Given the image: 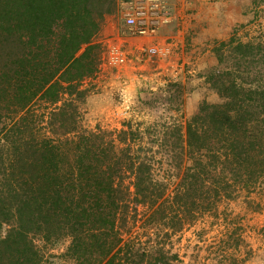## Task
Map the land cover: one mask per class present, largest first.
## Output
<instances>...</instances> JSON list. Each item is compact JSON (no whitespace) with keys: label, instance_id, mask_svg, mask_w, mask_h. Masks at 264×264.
<instances>
[{"label":"trees","instance_id":"trees-1","mask_svg":"<svg viewBox=\"0 0 264 264\" xmlns=\"http://www.w3.org/2000/svg\"><path fill=\"white\" fill-rule=\"evenodd\" d=\"M117 9V0H0V231L8 227L0 264H40L33 236L68 238L74 264H154L156 256L180 264L161 242L148 246L217 216L220 203L242 192L264 193V35L241 41L235 28L210 42L214 63L186 78L203 76L220 101H204L184 124L166 127L165 151L136 148L146 131L130 122L118 132L77 128V102L94 90L81 84L98 69L96 37ZM166 90L179 111L192 88ZM161 95L140 88L135 105ZM37 104L50 109L41 118ZM162 153L177 169L173 183L159 174ZM141 206L149 210L142 224L153 231L125 240ZM235 236L220 238L222 247L238 252ZM231 255L221 264H237Z\"/></svg>","mask_w":264,"mask_h":264},{"label":"rangeland","instance_id":"rangeland-1","mask_svg":"<svg viewBox=\"0 0 264 264\" xmlns=\"http://www.w3.org/2000/svg\"><path fill=\"white\" fill-rule=\"evenodd\" d=\"M187 2H190L193 16L201 10L205 21L218 30L217 34H220V36L217 40L228 39L235 28H238L237 37L241 41H249L252 37L264 35V0H188ZM241 25H244V27H241ZM169 36L173 37V35ZM183 48H180L177 53H179V56L185 57ZM178 83L180 82L170 83L169 85L174 86ZM88 86L90 84H81V89ZM166 86H160L157 91V93H162L159 96L160 100L155 99L154 96L148 102L140 99L141 104L136 103L131 117L118 125L117 128L119 129H115L114 126L117 124H114L115 122L110 120L107 115L108 106L110 107L113 103V99L99 94L100 90L97 89L86 92L77 102L79 107L78 116L76 117L77 122H79L77 128L82 127L96 131L95 128L97 127L102 131L118 132L126 129L127 124L130 122L140 132L146 131L144 140L135 142L134 146L136 148H152L156 152L165 151L164 146L166 143L162 136L166 127L172 126L176 122L184 124L186 120L199 111L204 101L208 103L220 101L216 93L205 89L204 97L198 99V101L190 96H184L180 110L176 111L173 103H171V98L176 99V97L171 94V91L166 90ZM162 89L166 91L164 92ZM166 94L168 95L166 96ZM34 110L41 118L44 116H42V113L47 114L50 109H47L43 104H37ZM148 126H153V128L147 130ZM48 132L49 130H47V135L52 136V133ZM149 132L152 135H149ZM72 136V132L67 134L69 138H72ZM156 157L157 160L162 158L159 154H156ZM161 161L164 162L163 165H159L163 166V169L159 170L160 172L158 171L160 176L169 175V182L177 181V178L174 177L178 174L177 169L173 168L174 165L169 166L170 159L165 158L163 155ZM172 175L173 177H171ZM129 181L127 179L126 183ZM173 187L174 185L170 187V190ZM138 210L140 219L138 218V222L132 226L129 232L124 234L125 240L131 237L132 239L144 241L146 232L151 233L153 231L152 229H145L142 224L145 218L143 214H147L149 210L143 206L139 207ZM218 210V217L215 215L217 218L205 214L193 225L186 226L181 232L171 233L169 238H158L156 242L154 241L155 243H150L148 248L159 247L161 242L166 250L179 255L180 264H221V261L227 263L232 256L231 252H234L235 256L233 258H236L237 264H264V236L262 233V227L264 226V193L258 190L247 195L242 192L236 198L220 203ZM7 229V226L3 227L0 231V237L4 236ZM231 232L236 233V241H231L232 244L236 245L235 242L238 239L240 240L238 252L229 251L223 248L220 243V238L226 237ZM33 241L41 255L40 264H74L65 255L69 246L68 238L46 243L40 237L33 236ZM149 261L160 264L158 256L156 258L151 257ZM174 264L179 263L175 261Z\"/></svg>","mask_w":264,"mask_h":264},{"label":"built area","instance_id":"built-area-1","mask_svg":"<svg viewBox=\"0 0 264 264\" xmlns=\"http://www.w3.org/2000/svg\"><path fill=\"white\" fill-rule=\"evenodd\" d=\"M117 4L120 32L100 40L97 35L101 45L98 69L82 81V85L93 84L99 94L113 99L107 115L117 124L115 129L131 117L140 88L157 92L160 86L194 74L177 53L180 46L175 38L160 35L162 28L181 17L171 0H117Z\"/></svg>","mask_w":264,"mask_h":264},{"label":"crops","instance_id":"crops-1","mask_svg":"<svg viewBox=\"0 0 264 264\" xmlns=\"http://www.w3.org/2000/svg\"><path fill=\"white\" fill-rule=\"evenodd\" d=\"M187 1L188 0H171V2L177 6L181 17L173 24V27L165 26L162 28L160 35L165 37L166 35L167 37L173 35L180 48L186 45L187 51L184 58L190 64V67L194 69L195 74L214 63V57L210 50V42L214 39H218L220 34H217L218 30L211 26L209 22L205 21L201 10H198L199 12L191 18L187 14V11L190 9V2ZM119 32V19L115 16H109L105 19L97 39L100 40L109 36H117ZM159 40L161 41V39ZM203 78V76H200L193 80H188L185 76L180 79V83L192 88L191 91L185 93L186 97L190 96L192 99H197V101L204 97L206 85ZM187 99L189 100V98Z\"/></svg>","mask_w":264,"mask_h":264},{"label":"water","instance_id":"water-1","mask_svg":"<svg viewBox=\"0 0 264 264\" xmlns=\"http://www.w3.org/2000/svg\"><path fill=\"white\" fill-rule=\"evenodd\" d=\"M168 94H166V96H167Z\"/></svg>","mask_w":264,"mask_h":264}]
</instances>
